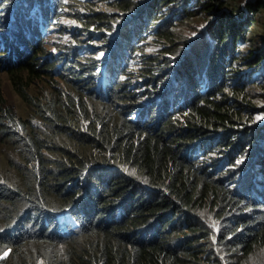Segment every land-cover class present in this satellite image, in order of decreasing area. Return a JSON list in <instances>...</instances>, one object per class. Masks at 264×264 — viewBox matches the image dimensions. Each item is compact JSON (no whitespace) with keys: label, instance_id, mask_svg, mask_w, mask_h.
I'll return each mask as SVG.
<instances>
[{"label":"trees","instance_id":"1","mask_svg":"<svg viewBox=\"0 0 264 264\" xmlns=\"http://www.w3.org/2000/svg\"><path fill=\"white\" fill-rule=\"evenodd\" d=\"M116 3L125 12L136 5ZM163 5L182 6L154 0L150 11ZM196 5L182 20L189 34L167 30L159 36L162 50L144 54L133 90L114 76L104 96L94 88V63L72 47L61 52L54 43L53 52L44 41L55 0H0V72L9 73L27 111L19 114L8 102L0 80V148L9 149L1 160L16 174L10 180L0 173V264H37L41 257L46 264H264V136L258 143L255 120L264 111L256 100H264V89L228 86L226 68L235 58L229 37H247L235 20L213 22L203 32V48H217L207 56L196 43L182 55L185 63H170L200 33V15L208 22L225 3ZM262 7L264 0L249 4L252 11ZM91 12L98 29L108 26L105 12ZM87 14L76 15L86 26L79 36L90 31ZM141 25L124 28L112 75L132 58L138 34L131 27ZM192 61L197 70L186 66ZM237 62L264 63V47L247 49ZM177 68L167 86L158 85ZM42 77L47 91H31L30 80ZM142 85L151 89L138 96ZM251 144V154H261L243 161ZM204 151L219 155L200 164ZM79 196L73 213L80 235L64 240L56 215ZM12 221L19 223L15 233ZM219 222L226 227L217 230L215 244ZM33 242L44 248L32 251Z\"/></svg>","mask_w":264,"mask_h":264},{"label":"clouds","instance_id":"2","mask_svg":"<svg viewBox=\"0 0 264 264\" xmlns=\"http://www.w3.org/2000/svg\"><path fill=\"white\" fill-rule=\"evenodd\" d=\"M71 1L72 0H55V6L53 7L55 13L52 18H47V27L43 29L44 41L49 47H51L53 52L56 51L57 47L61 49V52H63L64 50L70 51V47H72L79 56H82L84 58L83 61L94 63L95 67L97 68L96 73L95 71H92L95 74L96 80V86L94 88L98 93L106 96L103 87H105L114 76H117V78L122 82L128 80V82L131 83L129 85V89L133 90L136 87L134 85V79H137L138 76L135 74H137L138 70L142 67V63L144 62V54L158 53L163 48L161 40L159 39V36L162 35V33L168 30L170 33L189 34V31L182 26V20L190 14L189 11L197 8L196 4L199 0H191L192 4H189L188 7H186L187 0H169L170 5H175L179 2L180 4H182V6L170 8L168 5H163L161 11L155 14L150 11L152 1L154 0H135L136 5L129 12L120 11L121 9L116 3V0H82L83 6H90V8L94 9L95 11L105 12L107 14V17L104 19L106 21H109L107 22L108 26H103L101 29H98L96 27L97 23L90 22L91 24L89 28H94V30L90 29V31H88L87 34L83 36H79L78 34L79 32L82 33L83 28L76 26L73 23L72 24L74 27L69 32L66 30V28H64V25H66L64 23L65 19H69L67 18L68 16L66 14V10L68 8H76V6L71 3ZM255 1L256 0H244V5H242L241 7L237 9H230L227 6V0H223V2L225 3L223 9L221 11L215 12L213 17H211L208 22H204L206 17H203L204 15L201 14L199 20L200 23L203 24H201L199 27L200 33L193 32V34L190 36L189 44L186 47L183 46L178 56L174 60H170V63H176V65H182L183 63H185L182 55L185 54V52H191L196 47V43L201 49L199 51H202L201 53H204L207 56L211 48H217L213 44H208V48H203V42L200 41L203 32L207 30V28L213 22H218L221 20H235L236 26L240 25L246 27L247 37L245 39L233 38L231 36L229 37L228 45L230 47V57L233 56L232 53H234L235 58L234 61H232L233 66L226 68V72H232V79L228 80V86H245L250 91L256 93L263 92L264 63L248 67L244 65L240 66V64H238L237 62L238 57L241 56L247 49L262 50L264 47V35H256L251 33L252 26L264 25L263 21H259V12L264 11V7L260 8L257 11H252L249 8V4L254 3ZM106 5L107 9L104 7ZM84 13L87 12H79L77 13V15H82ZM115 14H118L119 16L117 17ZM166 16L168 17L167 20L165 18ZM72 18L73 20L81 22L85 26V24L81 20H79L76 15ZM137 21H141L143 25L137 28H131H134L133 30L138 34L136 38V44H138V46L135 48L132 58L127 62L125 70L118 73V75H112L113 64L111 63V61L114 56L113 53H115L117 49L119 50L117 46L119 43V39L124 32L123 30L127 24ZM70 22H72V19H70ZM66 32H68L70 36V39H68L66 43L59 44L55 40L51 39H62L63 35ZM95 41L98 42L97 45L94 43ZM89 42H91L90 45H88ZM54 43L57 44L55 50L53 48L55 46ZM101 52H104L105 55H101ZM68 55L70 59V53H68ZM186 64V66L191 70H197L199 68V65L196 61H192ZM135 66L137 67V71L132 72V68ZM57 67H61L59 62L57 63ZM207 67L208 66H206L203 70L204 76H206ZM101 71L102 73L100 74ZM177 71L178 68L170 72L169 75L158 85L161 87L167 86L168 77L172 76L173 78H175V74L177 73ZM64 72L69 73V71L67 70H65ZM242 72L244 73V75L238 76ZM204 81L207 82L206 80ZM203 85L205 88V83ZM150 89L151 88L148 85H142V88L139 91H135V93L138 94V96H141L146 94ZM256 100L259 105L264 106V100H261L260 98H256ZM181 116L182 115H180V117ZM255 120L257 122L256 126L260 131V133L258 134V143L261 144L264 136V111L257 112L255 114ZM253 149L254 145L251 144L248 153L243 157V161L248 160V158L251 156H258L261 154L259 152H256V150H254L251 154V151ZM218 155V152L204 151L198 162H200V164H210L212 161H215ZM239 165L240 163L237 162L232 165V168H236ZM215 167H217L215 170L221 169V164H218ZM212 168L213 167H210V169ZM81 185H84V183H82ZM79 198L80 196L76 198V201L74 204H72V206L67 207L64 211L56 215V219L60 224V236L64 237V240L76 238L80 235L81 226L80 223L76 220L73 213V209L76 208ZM18 225L19 223L17 221L10 222L9 229L12 233H15ZM224 227L226 226H224L222 222H219L218 226H214L216 230V236L212 241L215 244L218 243L217 237L218 233H220V228ZM217 230L219 231L218 233ZM0 231H4V225L0 226ZM9 252L10 249L4 250L2 257L7 256ZM39 262H41L42 264L47 263L45 257H41L38 260L37 264H39Z\"/></svg>","mask_w":264,"mask_h":264},{"label":"rangeland","instance_id":"3","mask_svg":"<svg viewBox=\"0 0 264 264\" xmlns=\"http://www.w3.org/2000/svg\"><path fill=\"white\" fill-rule=\"evenodd\" d=\"M71 3L74 6H76V8L75 7L74 8H68L66 10V14L68 16L67 18H69V19H65L64 23L66 25H64V28H66V30L68 32L74 27L73 24H75L76 26H79L83 29L85 27L81 22L73 20L72 17L77 15V13L86 11L88 14L83 17V20L88 21V22H92V18H93L90 6H83L82 0H72ZM242 5H244V0H227V6L230 9H237V8L241 7ZM104 7L107 9V5ZM259 13H260V17H259L260 20L259 21L264 22V11H260ZM70 19H72V22H70ZM89 29L94 30V28H89ZM68 32H66L63 35L62 39H59V38H56V39L51 38V39L55 40L59 44L66 43L67 40L70 39ZM83 32H85V31H83ZM251 33L256 34V35H259V34L264 35V25L263 26H252ZM94 43L96 45L98 44L97 41H95ZM90 44H91V42H89L88 45H90ZM100 54L105 55L104 52H101ZM134 71H137L136 66L132 68V72H134ZM55 79H58V78H55ZM0 80L2 82V88H3L5 98L8 100V102L11 105L14 106L15 110L19 114L24 115V113L27 112L26 111V104L23 102L21 96L19 95V93L14 88V85L12 83L10 76H9V73H7V71L0 72ZM30 83H32V85L30 86V90L34 91V92H45V91H47V84H49L46 77H42V78H39L36 80H30ZM6 152H9L8 148H5V147L0 148V173L7 175L10 178V180H14L16 177V174L12 172L13 170L8 169L7 166L1 160V157H3V155ZM1 166H3V169ZM30 245L33 246L31 249L32 251H37V250L44 248V246H41V244H38L36 242H33ZM62 248L63 247H58L56 249L60 251V250H62ZM49 251H44L41 253L47 254ZM39 264H42V263L39 262Z\"/></svg>","mask_w":264,"mask_h":264},{"label":"bare ground","instance_id":"4","mask_svg":"<svg viewBox=\"0 0 264 264\" xmlns=\"http://www.w3.org/2000/svg\"><path fill=\"white\" fill-rule=\"evenodd\" d=\"M34 9H35V8H34ZM6 31H7V30H6ZM11 54H12V53H10V55H11ZM11 56H12V55H11ZM16 56H17V55H16ZM8 57H10V56H8ZM10 58H11V57H10ZM10 58H9V59H10ZM14 61H15V60H14Z\"/></svg>","mask_w":264,"mask_h":264}]
</instances>
